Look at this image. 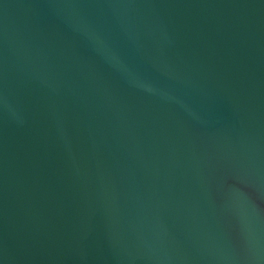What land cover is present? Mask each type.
<instances>
[{
	"label": "water",
	"instance_id": "water-1",
	"mask_svg": "<svg viewBox=\"0 0 264 264\" xmlns=\"http://www.w3.org/2000/svg\"><path fill=\"white\" fill-rule=\"evenodd\" d=\"M0 264H264V0H0Z\"/></svg>",
	"mask_w": 264,
	"mask_h": 264
}]
</instances>
